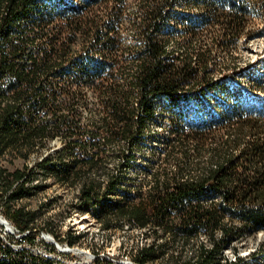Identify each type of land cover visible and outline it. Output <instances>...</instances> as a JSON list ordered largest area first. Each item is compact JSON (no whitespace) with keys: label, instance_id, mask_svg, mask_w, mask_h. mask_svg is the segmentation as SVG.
Segmentation results:
<instances>
[{"label":"trees","instance_id":"16d2710c","mask_svg":"<svg viewBox=\"0 0 264 264\" xmlns=\"http://www.w3.org/2000/svg\"><path fill=\"white\" fill-rule=\"evenodd\" d=\"M128 2L0 0V208L20 228H34L38 215L15 204L28 194L25 182L33 171L5 167L3 159L7 154L13 161L27 159L62 133L65 147L58 159L72 166L63 169L61 178L81 177L83 168L94 171L101 158L96 139L86 135L97 126L108 136L105 142L125 144L120 159L126 167L109 172L105 186L95 179L84 183L76 208L107 230L125 223L149 228L156 240L135 249L137 263L222 264L229 244L264 230V113L243 98L244 91L230 87L245 68H220L217 76L214 49L228 51L242 36L264 33L254 21L256 15L264 20V0H141L140 45L124 48ZM181 12L188 16L179 23L182 35L194 39L204 31L212 45L171 49L166 32ZM194 13L200 26L189 23ZM252 81L246 88L251 94L264 92V80ZM91 91L99 98V123L85 116ZM211 93L230 99L216 104L210 117L192 121L187 111H178L180 104ZM160 114L170 115L162 155L180 169L163 177L149 169L152 179L137 188L138 200L111 205ZM49 165L50 158L40 164ZM202 234L213 248L200 243L198 254L189 258L172 253L174 244L159 242L160 236L171 235L182 239L184 248ZM68 240L76 243L79 237L69 234Z\"/></svg>","mask_w":264,"mask_h":264},{"label":"rangeland","instance_id":"374dc122","mask_svg":"<svg viewBox=\"0 0 264 264\" xmlns=\"http://www.w3.org/2000/svg\"><path fill=\"white\" fill-rule=\"evenodd\" d=\"M140 13L141 0H129L123 19L122 38L124 48L129 45H137L138 47L140 45L136 28L140 21ZM187 17V14L181 12L178 20L172 23L166 32V34H170L171 49L179 52L190 44L196 49L212 45V38L207 32H201L194 39H189L182 35L179 23L186 20ZM254 21L258 24V27H264V20H262L261 16L256 15ZM190 22L196 26H200L198 14H191L189 16ZM214 50L215 65H217L215 69L216 71L218 69L216 72L218 73L217 76H221V72H219L220 68H245L246 72L243 75L238 74L235 80L230 81V87L235 91H244L243 98L253 100L258 110L264 113V92L260 91L253 95L246 89L252 87L251 83L255 77L259 78V80H264V33L253 38L244 35L228 51ZM229 99L230 96L228 94L211 93L202 101L180 104L178 111H187L192 121H200L205 117H210L211 113L215 110L216 104L224 106ZM88 103L89 108L86 110L85 116L99 123L102 116L98 112L100 102L97 94L91 91ZM169 117V114H160L154 124L151 125L145 143H143L142 151L138 155L137 161L127 168L126 176L122 178L116 194L112 196L111 205L124 203L128 200H138L139 194L137 188L152 179L151 176L146 174V171H149V169L151 171L158 170L161 177L165 175V172L175 173L180 169V166L174 160H164V155H162L167 150V146L164 143L169 137ZM86 135L87 137H94L96 139L97 148L95 151L100 153L101 158L94 171H90L85 167L83 171L86 174L78 178L72 179V177L70 180H62L63 178H61L63 169L72 166L70 160L67 159L63 164L58 159V154L65 147L61 140L63 137L62 133L58 134L47 146L36 147L27 159L17 158L13 161L11 160V155L7 154L2 161V165L11 169L27 168L28 171H33L29 180L25 182L28 194L23 196L22 199L17 200L15 204L19 208H25L28 212L36 213L38 216L35 223L50 226L55 234L60 237L63 236V233H66L67 229H70V226L67 224L68 218L76 208V198L78 192L81 191L82 185L90 179H95L105 186L108 181L109 172L123 170L126 167L120 159V152L124 149V143L105 142L104 139L108 136L104 131L97 130V126L86 133ZM49 158L50 165L48 168L41 167L40 164ZM1 184L2 182L0 181ZM147 189L145 187L144 191L146 192ZM93 217L91 215L83 216V218L78 217V225H76L79 227L83 226V224L85 226L87 224L90 225L89 229H92L93 233L91 237H94V241L97 243L94 247H99L106 255L110 254V257H121V261L133 259L132 255L137 247L153 243L156 240V236L153 235L149 228L139 229L136 226L131 227L128 223H125L123 228L115 231L99 232V226ZM201 236L204 237L209 246L212 245L206 234H202ZM201 236L190 241V244L184 248L182 247L183 240L174 239L171 235L160 236L159 242L164 241L174 244L171 248L172 253L189 258L194 255V251L199 247L202 241ZM217 238H219V235ZM260 239H264V233L241 235V237L234 240L226 248L234 249L235 247H243L245 245L254 247ZM62 240L64 239L62 238ZM83 243L80 245L81 247L90 249L91 243L85 241ZM152 264H165V262L159 261Z\"/></svg>","mask_w":264,"mask_h":264},{"label":"bare ground","instance_id":"6f19581e","mask_svg":"<svg viewBox=\"0 0 264 264\" xmlns=\"http://www.w3.org/2000/svg\"><path fill=\"white\" fill-rule=\"evenodd\" d=\"M80 198H81V192L79 191L78 196L76 198V202H77L76 205H79ZM3 209L0 208V219L10 220L2 213ZM81 214H83V213H81L77 208L74 209L73 214L68 218V222H67L68 226H70V229H67L66 233H63L62 237L55 234V232L52 230V228L50 226H47L46 224L45 225H39L38 223H35L34 228H30L27 230L31 234L43 233L44 235H46L47 237H49L53 240L63 241L64 247H67V249H69L74 254L94 256V257H98V258H111L110 254L106 255V253H103L99 249V247H94V245H96L97 243H96V241H94V237H91V235L93 233H92V229H89L91 227L90 225H88L86 223L87 224L86 226H85V224H83V226H80V227L77 226L78 225V217L83 218V216H90L91 215L89 212L84 213L83 215H81ZM93 218L99 226V232L102 231L103 233H105L106 231H110L104 227L103 222L99 221L96 217H93ZM73 219H75V220H73ZM74 222H76V223H74ZM12 224H13L14 229L16 230V233H25L26 230L20 228L14 222H12ZM31 225H33V224H31ZM68 230L71 232H69ZM262 233H264V230H261L255 234H262ZM69 234L79 237V240L76 243L70 242L68 240ZM217 234L219 235V238H221L223 236V232L221 230H218L216 232V236H218ZM62 238L64 240H62ZM201 238H202L201 243H204L208 248H213V244L209 246L207 241L204 239V237L201 236ZM83 241L91 243L90 249H86V248H83L80 246V245L84 244ZM197 249L194 251L195 252V253H193L194 255L196 253L198 254ZM9 259H13V258L10 257V255H2V257H0V260L6 261ZM241 260H244V264H264V239H260L254 247L245 245L243 247H235L234 249L233 248H226L225 251L222 253V260H221L222 264H235ZM46 261H51V263L53 262L54 264H77V263H57V257H54V255H46ZM122 262H125L127 264H140V263L135 262L134 259H127L126 261H122ZM111 264H121V263L120 262H113Z\"/></svg>","mask_w":264,"mask_h":264},{"label":"built area","instance_id":"2783aa9c","mask_svg":"<svg viewBox=\"0 0 264 264\" xmlns=\"http://www.w3.org/2000/svg\"><path fill=\"white\" fill-rule=\"evenodd\" d=\"M2 255H10L14 260H22L25 263L37 264L46 263V255L57 257V263L127 264L121 261V257L98 258L74 254L64 247L63 241L53 240L43 233L31 234L27 229L25 233H16L12 221L6 219H0V257Z\"/></svg>","mask_w":264,"mask_h":264}]
</instances>
